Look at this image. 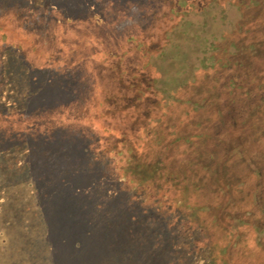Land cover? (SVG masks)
Masks as SVG:
<instances>
[{"label":"trees","instance_id":"1","mask_svg":"<svg viewBox=\"0 0 264 264\" xmlns=\"http://www.w3.org/2000/svg\"><path fill=\"white\" fill-rule=\"evenodd\" d=\"M221 2L235 6L241 19L230 35L210 43L213 73L174 90L158 85L152 60L167 56L172 32ZM152 6L144 26L119 45L79 25H60L47 38L35 33L32 45H42L36 58L79 74L91 90L74 105L19 117L16 130L65 127L91 135L94 151L107 154L125 185L199 230L206 264H264V0H154ZM93 36L95 46L85 47ZM93 61L94 67L86 64ZM249 176L257 177L251 185Z\"/></svg>","mask_w":264,"mask_h":264},{"label":"rangeland","instance_id":"2","mask_svg":"<svg viewBox=\"0 0 264 264\" xmlns=\"http://www.w3.org/2000/svg\"><path fill=\"white\" fill-rule=\"evenodd\" d=\"M153 1L0 0V264H206L199 230L125 185L107 154L94 151L91 135L65 127L16 130L19 117L74 105L91 90L79 74L36 58L42 45L34 48L35 33L47 38L72 24L119 45L144 26ZM187 18L172 32L167 56L152 60L158 85L168 90L213 73L210 43L230 35L241 13L221 2ZM95 36L85 47L95 46Z\"/></svg>","mask_w":264,"mask_h":264}]
</instances>
